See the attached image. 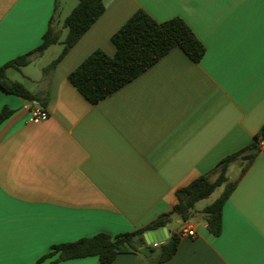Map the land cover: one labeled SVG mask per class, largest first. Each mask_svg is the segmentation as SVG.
<instances>
[{
	"label": "crops",
	"instance_id": "0c3cea01",
	"mask_svg": "<svg viewBox=\"0 0 264 264\" xmlns=\"http://www.w3.org/2000/svg\"><path fill=\"white\" fill-rule=\"evenodd\" d=\"M77 2L0 0V66L36 48L50 20L60 34L28 64L6 70L38 99L0 88V110H12L0 121V264H35L53 245L149 223L171 210L178 188L251 145L264 125V0H102V13L44 73ZM138 9L157 21L181 17L204 55L195 62L174 47L90 103L68 74L96 49L113 54L111 35ZM34 106L45 107L47 119L31 122ZM243 155L227 167L236 184L218 235L202 217L205 205L194 206L197 234L179 237L170 259L141 247L109 264H264V148ZM179 225L167 223L168 237L154 242ZM58 254L40 264H103L97 256L54 261Z\"/></svg>",
	"mask_w": 264,
	"mask_h": 264
},
{
	"label": "trees",
	"instance_id": "16d2710c",
	"mask_svg": "<svg viewBox=\"0 0 264 264\" xmlns=\"http://www.w3.org/2000/svg\"><path fill=\"white\" fill-rule=\"evenodd\" d=\"M103 10L102 0H78L63 20V26L67 28V34L62 41L63 48L60 54L43 68L44 73L56 65ZM59 36V32L53 29L50 20L42 42L36 48L0 66V88L29 101L38 99L37 95L21 82L9 78L6 70L9 67L18 68L28 64L34 55L42 53L49 45L56 43ZM111 42L115 47L113 54L96 49L67 76L68 80L90 103H97L131 81L174 47H179L195 62L199 61L205 52L202 42L181 17L174 16L164 21H157L144 9L134 12L111 35ZM11 112L12 110L8 107H3L0 110V121ZM262 138H264V125L255 134L251 145L224 156L212 170L178 188L175 191L177 202L171 210L161 213L149 223L131 231L116 234L98 232L72 242L53 245L52 250L38 258L35 264H40L56 252L59 254L54 261L97 256L103 264H109L117 254L137 252L141 247L147 248L149 254H152L153 258L158 261L170 259L177 249L178 232H172L165 242H160L157 246L147 244L143 234L166 226L172 221V215L176 213L180 214L182 220L189 219L193 215L196 202L207 198L217 187L224 184L220 195L201 210L209 231L218 235L222 225L223 204L236 184V180H228L227 167L232 161L238 160L241 155L248 152L250 148L258 149L259 140ZM254 154L255 152L250 154L249 160L243 163H249ZM212 173H217L213 180L210 179Z\"/></svg>",
	"mask_w": 264,
	"mask_h": 264
},
{
	"label": "built area",
	"instance_id": "2783aa9c",
	"mask_svg": "<svg viewBox=\"0 0 264 264\" xmlns=\"http://www.w3.org/2000/svg\"><path fill=\"white\" fill-rule=\"evenodd\" d=\"M48 112L45 107L43 106H34L30 110V118L29 120L33 123H38L47 119ZM259 145L264 148V138L259 140ZM179 237H195L196 226L195 223L191 221V219L182 220L180 225L177 229ZM154 246L158 245V242H153Z\"/></svg>",
	"mask_w": 264,
	"mask_h": 264
},
{
	"label": "water",
	"instance_id": "95a60500",
	"mask_svg": "<svg viewBox=\"0 0 264 264\" xmlns=\"http://www.w3.org/2000/svg\"><path fill=\"white\" fill-rule=\"evenodd\" d=\"M253 152H254V149H251L250 153H253ZM248 158H249L248 154L243 155L241 157L242 160H247ZM172 220L175 222H178V223H180L182 221L180 214H177V213L172 215ZM143 236H144L147 244H150V243L154 242L155 240L162 241L165 238H167L168 237V231H167L166 227H162V228H159L157 230L147 231L143 234Z\"/></svg>",
	"mask_w": 264,
	"mask_h": 264
},
{
	"label": "rangeland",
	"instance_id": "374dc122",
	"mask_svg": "<svg viewBox=\"0 0 264 264\" xmlns=\"http://www.w3.org/2000/svg\"><path fill=\"white\" fill-rule=\"evenodd\" d=\"M234 169H230L229 170V172L227 173V175L229 176V177H233V175H234ZM222 190H223V186H219V187H217L207 198H205V199H202V200H200V201H198V202H196V204H195V208L196 209H200V208H202L204 205H206V204H208V203H210L211 201H213L215 198H217L219 195H220V193L222 192ZM193 219H196V218H193Z\"/></svg>",
	"mask_w": 264,
	"mask_h": 264
}]
</instances>
